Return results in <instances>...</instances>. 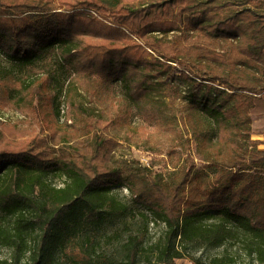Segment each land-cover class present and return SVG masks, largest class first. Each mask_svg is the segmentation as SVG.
Masks as SVG:
<instances>
[{
	"label": "trees",
	"instance_id": "trees-1",
	"mask_svg": "<svg viewBox=\"0 0 264 264\" xmlns=\"http://www.w3.org/2000/svg\"><path fill=\"white\" fill-rule=\"evenodd\" d=\"M176 31L220 50L184 45ZM0 51L31 70L21 78L0 63V111L14 110L0 118V264H61L57 252L87 225L126 207L120 187L151 214L126 228L125 264L146 252L178 264L189 247L194 264H264V149L252 139L264 109V0H0ZM51 55L70 74L63 114L55 73L38 63ZM176 91L183 107L164 111ZM158 124L181 125L194 149L171 181L116 159L111 133L132 141ZM151 220L164 235L148 247ZM201 244L219 252L200 255Z\"/></svg>",
	"mask_w": 264,
	"mask_h": 264
},
{
	"label": "rangeland",
	"instance_id": "rangeland-1",
	"mask_svg": "<svg viewBox=\"0 0 264 264\" xmlns=\"http://www.w3.org/2000/svg\"><path fill=\"white\" fill-rule=\"evenodd\" d=\"M184 45L191 47H209L212 49L220 50L218 45L214 42V39L209 37H198L193 34L191 36L185 35L180 31H176ZM139 40V39H138ZM43 62L50 66L51 72L55 73V83L58 85L60 92L59 104L62 109V114L65 109V93L70 83V74L66 73L62 67L61 61L55 55H51L41 60L39 65ZM0 63L8 68H13L21 78H27L31 72L29 66H23L14 63L12 59L6 56L0 51ZM29 69V70H28ZM95 81H91L84 86L77 84L75 95L80 98H85V89L89 87H95ZM180 86V85H179ZM177 89V86H173ZM69 88V87H68ZM97 90L98 87H96ZM179 92H174L175 97H166L164 99V111H173L175 113L183 107V100L177 98ZM157 94V93H155ZM14 96V89L11 91V98ZM12 100V99H11ZM96 102L100 104V101ZM107 102V101H105ZM11 106V102H9ZM12 108V107H11ZM9 116H14V110L11 111H0V118L4 119ZM134 121L137 123L147 122L136 116ZM253 136L252 139L259 141L258 148L264 149V109L259 107L257 112L253 115L252 123ZM114 131V130H113ZM112 135L120 139V145L116 147V159L120 164L125 162H131L133 164H140L147 166L151 169L153 175L162 174L165 181H171L176 178L182 167L187 164L191 165L189 157L190 150L187 138L190 134L182 131V126L171 130L170 128L164 127L162 124L150 127L148 126L146 134L141 133L139 136L136 135L132 141H126L123 138L126 137V133H111ZM144 134V135H143ZM194 151V149H193ZM197 167H201L203 164L198 159L195 160ZM53 183L62 186L64 185L65 178L54 176L52 178ZM114 192L119 195L120 199L126 204V207L121 210L110 209L107 213V218L98 225H87L82 234L79 235L77 241L73 243L66 250L58 251L57 258L61 264H89L87 259H83V255L88 257V260L93 261L97 264H125L124 255V243L128 239L126 228L136 224L142 226L144 224L141 212H146L151 218L149 211L139 205L132 196L129 189L126 187L116 188ZM164 235V224L151 220L148 222L147 233L145 235V245L148 247L154 244ZM198 254L208 257L209 255L219 252V249L208 248L206 245L201 244L198 246ZM191 247L184 250V257L177 260L178 264H192L194 263L191 259ZM144 253L137 261V264H157L158 261L155 256H152V260L146 259ZM0 255L6 257L9 255V251L5 248H0Z\"/></svg>",
	"mask_w": 264,
	"mask_h": 264
},
{
	"label": "built area",
	"instance_id": "built-area-1",
	"mask_svg": "<svg viewBox=\"0 0 264 264\" xmlns=\"http://www.w3.org/2000/svg\"><path fill=\"white\" fill-rule=\"evenodd\" d=\"M192 264H194V263H192Z\"/></svg>",
	"mask_w": 264,
	"mask_h": 264
}]
</instances>
